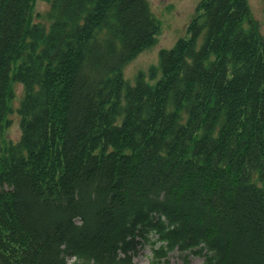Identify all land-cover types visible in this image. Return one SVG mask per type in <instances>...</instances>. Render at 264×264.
Wrapping results in <instances>:
<instances>
[{
    "label": "trees",
    "instance_id": "obj_1",
    "mask_svg": "<svg viewBox=\"0 0 264 264\" xmlns=\"http://www.w3.org/2000/svg\"><path fill=\"white\" fill-rule=\"evenodd\" d=\"M198 12L131 86L147 0H0V264H264V40L248 0Z\"/></svg>",
    "mask_w": 264,
    "mask_h": 264
},
{
    "label": "rangeland",
    "instance_id": "obj_2",
    "mask_svg": "<svg viewBox=\"0 0 264 264\" xmlns=\"http://www.w3.org/2000/svg\"><path fill=\"white\" fill-rule=\"evenodd\" d=\"M154 17L160 24V33L155 46L145 50L124 69L123 75L126 82L134 86L139 76H143L150 85H155L161 78V58L163 50H171L180 39L189 37L188 28L193 19L199 14V4L202 0H147ZM252 18L258 23L260 34L264 40V0H248ZM49 5L44 2H37L35 6L36 20L46 25L49 24L46 18ZM246 25V24H245ZM154 70L155 75L151 72ZM15 93L11 103L13 112L8 119L11 125L5 130L4 140L7 144L16 143L21 134L20 115L18 108L23 99L24 89L20 83H13ZM187 255V254H186ZM174 252L169 257L168 264H203L201 258ZM134 264H152V249L146 245L139 256L134 260Z\"/></svg>",
    "mask_w": 264,
    "mask_h": 264
}]
</instances>
